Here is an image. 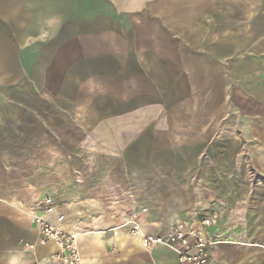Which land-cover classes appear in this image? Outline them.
<instances>
[{
	"label": "crops",
	"instance_id": "obj_1",
	"mask_svg": "<svg viewBox=\"0 0 264 264\" xmlns=\"http://www.w3.org/2000/svg\"><path fill=\"white\" fill-rule=\"evenodd\" d=\"M48 206L81 264H178L133 213L264 264V0H0V264H52Z\"/></svg>",
	"mask_w": 264,
	"mask_h": 264
},
{
	"label": "built area",
	"instance_id": "obj_2",
	"mask_svg": "<svg viewBox=\"0 0 264 264\" xmlns=\"http://www.w3.org/2000/svg\"><path fill=\"white\" fill-rule=\"evenodd\" d=\"M51 211L52 208L48 206L42 212L34 211L31 214V222L36 232V245L52 244L55 247L54 253L50 255L52 264H81L78 236L64 227L63 215L57 216L55 224L46 220L43 213ZM145 211L143 209V212ZM136 217L133 213L125 219V223L131 224L127 234L136 238L146 251L151 252L155 247L168 248L175 253L178 264H222L211 255L214 242L208 234L212 225L210 218L202 217L196 221L179 219L168 223L163 232L147 234L136 222ZM25 246L33 250L35 244Z\"/></svg>",
	"mask_w": 264,
	"mask_h": 264
}]
</instances>
